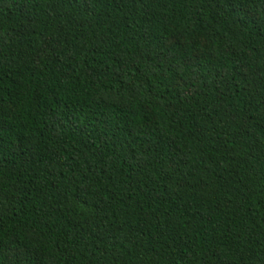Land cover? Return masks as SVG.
I'll return each instance as SVG.
<instances>
[{
    "label": "trees",
    "instance_id": "obj_1",
    "mask_svg": "<svg viewBox=\"0 0 264 264\" xmlns=\"http://www.w3.org/2000/svg\"><path fill=\"white\" fill-rule=\"evenodd\" d=\"M0 264H264V0H0Z\"/></svg>",
    "mask_w": 264,
    "mask_h": 264
}]
</instances>
